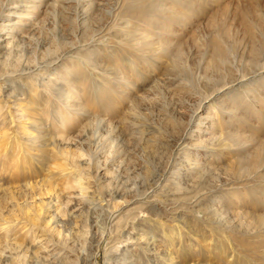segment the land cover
I'll list each match as a JSON object with an SVG mask.
<instances>
[{
	"label": "rangeland",
	"instance_id": "1",
	"mask_svg": "<svg viewBox=\"0 0 264 264\" xmlns=\"http://www.w3.org/2000/svg\"><path fill=\"white\" fill-rule=\"evenodd\" d=\"M22 1L0 264H264V0Z\"/></svg>",
	"mask_w": 264,
	"mask_h": 264
},
{
	"label": "bare ground",
	"instance_id": "2",
	"mask_svg": "<svg viewBox=\"0 0 264 264\" xmlns=\"http://www.w3.org/2000/svg\"><path fill=\"white\" fill-rule=\"evenodd\" d=\"M22 1V0H21ZM28 1V0H27ZM32 1V0H31ZM37 1V0H36ZM23 2V1H22ZM15 3V2H14ZM23 4V3H22ZM28 4V3H27ZM26 4V5H27ZM21 7V6H20ZM24 7V6H23ZM26 7V6H25ZM27 7H30L29 5L27 6ZM18 8V6H16V5H10L8 8H7V14L6 15H8L9 17H14L15 16V12H17L19 9H17ZM21 9V8H20ZM24 9V8H23ZM28 9V8H27ZM20 12V11H19ZM17 14H18V12H17ZM22 15V14H21ZM20 16V15H19ZM8 17V18H9ZM23 18V17H22ZM11 20V19H10ZM22 20V19H21ZM7 21V20H6ZM13 22V21H12ZM28 23V22H27ZM6 24V23H5ZM8 24H9V22H8ZM11 24H13V23H11ZM15 24V23H14ZM26 24V23H25ZM4 25V24H3ZM7 25V24H6ZM2 26V25H1ZM14 27V26H13ZM11 28H9V30H10ZM14 29H15V27H14ZM2 30H3V28H2ZM8 30V31H9ZM16 30V29H15ZM14 30V31H15ZM12 31V30H11ZM18 31V30H17ZM1 33V32H0ZM3 33V32H2ZM1 33V34H2ZM11 36V35H10ZM16 38V37H15ZM1 40H3V39H1ZM14 40V39H13ZM10 42V41H9ZM13 42V41H12ZM76 58V57H75ZM81 61V60H80ZM53 63H54V61H52ZM53 63H51L52 65H53ZM56 63V62H55ZM50 63H48V65H49ZM47 66V65H46ZM51 66V65H50ZM26 69V68H25ZM33 69V68H32ZM29 70V69H28ZM31 71H33V70H31ZM29 72V71H28ZM28 74V73H27ZM44 74V73H43ZM46 74V73H45ZM45 76V75H44ZM48 77V76H47ZM10 92H8V94H9ZM7 95V94H6ZM71 95V94H70ZM69 96V95H68ZM67 96V97H68ZM70 98V97H69ZM73 98V97H72ZM14 99H18V97L17 96H15L14 97ZM60 99V98H59ZM69 100V99H68ZM63 102H64V100H62ZM15 104V103H14ZM62 104H64V103H62ZM74 105V104H73ZM16 106V105H15ZM75 107V106H74ZM23 108H25L27 111H29L30 110V107H29V105L28 104H26L25 105V107L24 106H20L19 108H18V106L17 107H14V109L16 110V111H14L13 112V114H12V117H13V120L14 121H23V122H29V120L31 119V118H25V116L24 115H26V114H21V112L19 111V110H22ZM75 109V108H74ZM71 110H73V109H71ZM26 111V112H27ZM31 111V110H30ZM23 113V112H22ZM28 113V112H27ZM28 116V115H27ZM24 118H25V120H24ZM200 119V118H199ZM33 122H34V118H33ZM32 121L31 122H29V124H31V123H33ZM15 123V122H14ZM199 123H200V121H199ZM202 123V122H201ZM205 123V122H204ZM201 125H203V124H201ZM31 126V125H30ZM12 127H13V125H12ZM207 129V128H206ZM33 136H35V135H33ZM54 138V137H53ZM56 139H58V138H56ZM62 139H64V137H62ZM58 140H60V138L58 139ZM34 142V141H33ZM34 145V144H33ZM184 146H186V145H184ZM187 146H190V145H187ZM57 158V157H56ZM59 174H60V172H59ZM42 183H44V184H41V185H49L47 182H42ZM76 184H78L77 186H81V182L80 181H76ZM82 187H80V189H81ZM79 189V190H80ZM81 191H82V189H81ZM83 192V191H82ZM79 193H81V192H79ZM78 193V194H79ZM199 196V195H198ZM157 200V199H156ZM196 206V205H195ZM211 212V211H210ZM212 213V212H211ZM170 218V217H169ZM169 220V219H168ZM173 220V219H172ZM123 236V235H122ZM146 239V238H145ZM150 240V239H149ZM116 241H118V240H116ZM136 242V241H135ZM143 242V241H142ZM150 242V241H149ZM147 243V242H146ZM143 244V243H142ZM149 246V245H148ZM147 246V247H148ZM149 248V247H148ZM112 250V249H111ZM125 250V249H124ZM126 255V254H125ZM115 263H117V262H115ZM119 263V262H118Z\"/></svg>",
	"mask_w": 264,
	"mask_h": 264
}]
</instances>
